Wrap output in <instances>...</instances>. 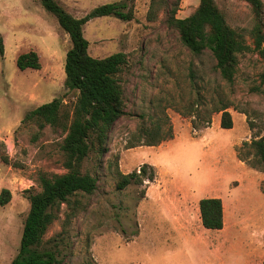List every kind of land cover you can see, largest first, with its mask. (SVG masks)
<instances>
[{"label":"rangeland","instance_id":"374dc122","mask_svg":"<svg viewBox=\"0 0 264 264\" xmlns=\"http://www.w3.org/2000/svg\"><path fill=\"white\" fill-rule=\"evenodd\" d=\"M57 1L75 17L125 1L134 16L129 21L96 17L83 27L91 56L126 54L118 78L128 114L108 128L107 150L92 151L82 163L81 169L97 178V189L71 198L78 204L69 220V210L61 205L43 246L54 249L58 243L60 264H262L264 168L239 159L247 152L252 159L244 143L264 135V49L252 45L255 19L249 4L215 0L248 45L238 55L230 83L216 71L208 49L194 55L181 43L165 15L147 20L150 0ZM198 3L180 0L176 16H188ZM0 35V191L11 193L0 206V264H9L18 253L29 211L26 190L40 191L42 174L66 172L62 128L39 130L22 119L59 98L61 112H71L77 93L64 86L69 36L38 0H0ZM29 51L37 53L40 68L21 70L16 59ZM222 104L231 114L230 129L220 127L216 107ZM157 120L171 128L172 137L145 145L141 130ZM143 164L153 180L116 188L121 174ZM205 197L222 199L221 232L201 224L198 204Z\"/></svg>","mask_w":264,"mask_h":264},{"label":"trees","instance_id":"16d2710c","mask_svg":"<svg viewBox=\"0 0 264 264\" xmlns=\"http://www.w3.org/2000/svg\"><path fill=\"white\" fill-rule=\"evenodd\" d=\"M41 6L52 14L59 27L69 36L71 47L67 50L64 62V86L75 91L76 99L72 111L61 112L57 99L43 103L28 111L22 122H34L39 130L46 125L61 127L65 137L61 144L64 154L65 173L52 176L40 175V191L26 190L29 211L23 224L19 250L9 264H60L57 259L58 243L54 249L43 246V237L51 223L58 219L57 212L65 204L70 213L69 220L77 210L78 194H92L97 189V178L91 172L81 169L83 161L94 151L103 154L106 150L107 130L122 116L128 113L125 107L124 90L118 78L127 64V56L116 52L106 57H93L88 53L89 42L83 35L84 25L91 19L113 16L123 21L133 18L132 6L125 1L98 5L82 17L69 13L57 0H38ZM249 4L254 14L251 29L252 45L257 50L264 49V1L242 0ZM180 0H150L146 13L148 21H154L160 14L165 15L168 26L177 30L181 43L194 55L208 49L220 77L232 82L238 64V55L248 49L242 34L226 21L215 0H199L191 14L176 16ZM4 53L3 39L0 35V54ZM19 69H39L40 62L35 51L20 54L16 59ZM194 73L190 70L191 81ZM264 81V74H263ZM228 105L216 107L221 112L220 127L232 128V118ZM161 120L152 121L141 132L145 145L155 146L172 137L171 128ZM244 145L252 150L240 154V160L256 168H264V135L254 137ZM130 147H133L130 146ZM143 164L138 171L121 174L116 184L119 190L131 182L142 184L146 179L153 180V172H148ZM11 197L7 188L0 191V206L6 205ZM201 224L209 230L221 229L224 225L223 203L218 197H205L199 200ZM69 222V221H66ZM264 264V259L262 261Z\"/></svg>","mask_w":264,"mask_h":264},{"label":"crops","instance_id":"0c3cea01","mask_svg":"<svg viewBox=\"0 0 264 264\" xmlns=\"http://www.w3.org/2000/svg\"><path fill=\"white\" fill-rule=\"evenodd\" d=\"M222 200V199H221ZM223 203V202H222ZM199 205V204H198ZM223 213H224V209H223ZM238 213H239V211H238ZM223 218H224V214H223ZM201 221V220H200ZM223 227H224V225H223ZM223 227L221 228V229H218V230H215V232H221L222 230H223ZM209 230V229H208Z\"/></svg>","mask_w":264,"mask_h":264},{"label":"water","instance_id":"95a60500","mask_svg":"<svg viewBox=\"0 0 264 264\" xmlns=\"http://www.w3.org/2000/svg\"><path fill=\"white\" fill-rule=\"evenodd\" d=\"M60 100V98L59 99H57V101H59Z\"/></svg>","mask_w":264,"mask_h":264}]
</instances>
